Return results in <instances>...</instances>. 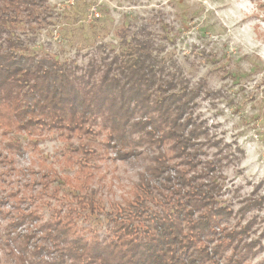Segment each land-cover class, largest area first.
Returning <instances> with one entry per match:
<instances>
[{"label":"trees","instance_id":"16d2710c","mask_svg":"<svg viewBox=\"0 0 264 264\" xmlns=\"http://www.w3.org/2000/svg\"><path fill=\"white\" fill-rule=\"evenodd\" d=\"M54 18L49 0H0V126L78 139L106 130L115 142H132L129 152L135 145L152 152L135 201L106 213L104 233L82 226L83 213L70 206L45 220L0 210L17 264H244L256 247L246 239L254 221L229 225L232 211L217 199L219 161L202 160L193 142L204 133L193 117L196 99L210 93L204 79L194 84L178 60L161 55L146 24L121 26L119 49L101 42L85 65L29 51L34 33ZM3 149L13 154L12 146ZM78 149L96 155L88 141ZM88 204L103 215L99 202Z\"/></svg>","mask_w":264,"mask_h":264},{"label":"rangeland","instance_id":"374dc122","mask_svg":"<svg viewBox=\"0 0 264 264\" xmlns=\"http://www.w3.org/2000/svg\"><path fill=\"white\" fill-rule=\"evenodd\" d=\"M49 5L56 19L34 33L31 52L85 65L101 42L107 51L119 49L115 33L121 26L146 24L164 47L161 55L178 60L194 84L204 79L210 93L203 92L193 106L204 133L193 142L202 146V160L219 161L217 199L232 211L229 225L254 221L246 239L256 247L244 264H264V202L247 204L264 201V0H49ZM60 133L8 132L0 126V210L35 211L45 220L53 208L70 206L83 213L82 226L104 233L106 213L135 201L152 151L135 145L129 152L132 142H115L106 130L91 139ZM87 141L96 155L78 149ZM88 202H99L103 215L91 213ZM5 222L0 217V264H17V252L4 241Z\"/></svg>","mask_w":264,"mask_h":264}]
</instances>
